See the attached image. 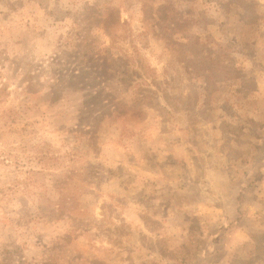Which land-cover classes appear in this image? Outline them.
<instances>
[{
  "label": "rangeland",
  "instance_id": "rangeland-1",
  "mask_svg": "<svg viewBox=\"0 0 264 264\" xmlns=\"http://www.w3.org/2000/svg\"><path fill=\"white\" fill-rule=\"evenodd\" d=\"M0 264H264V0H0Z\"/></svg>",
  "mask_w": 264,
  "mask_h": 264
},
{
  "label": "crops",
  "instance_id": "crops-1",
  "mask_svg": "<svg viewBox=\"0 0 264 264\" xmlns=\"http://www.w3.org/2000/svg\"><path fill=\"white\" fill-rule=\"evenodd\" d=\"M247 133H248V131H247Z\"/></svg>",
  "mask_w": 264,
  "mask_h": 264
}]
</instances>
